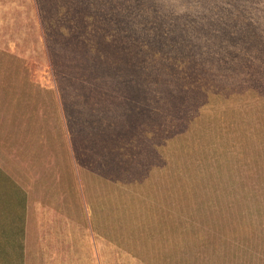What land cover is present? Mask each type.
Returning a JSON list of instances; mask_svg holds the SVG:
<instances>
[{
  "label": "rangeland",
  "instance_id": "374dc122",
  "mask_svg": "<svg viewBox=\"0 0 264 264\" xmlns=\"http://www.w3.org/2000/svg\"><path fill=\"white\" fill-rule=\"evenodd\" d=\"M0 50V264H264V0H0Z\"/></svg>",
  "mask_w": 264,
  "mask_h": 264
},
{
  "label": "crops",
  "instance_id": "0c3cea01",
  "mask_svg": "<svg viewBox=\"0 0 264 264\" xmlns=\"http://www.w3.org/2000/svg\"><path fill=\"white\" fill-rule=\"evenodd\" d=\"M0 51H1L0 53V114L5 112L0 118V124L4 125L5 121L9 118V114H7V111H8V106L12 103V100H10L9 102L5 101V96H6L5 90L6 89L3 88V85H4L3 81L4 82L8 81V78L5 79L4 77V67L3 66H4L5 54L3 53L2 50ZM7 87L9 86L7 85ZM14 93L15 95L17 94V86L15 88ZM15 103L19 107L20 101L17 98L15 100ZM0 163H1L0 164V184H2L4 181L5 186L6 185L14 186V181L22 175V172L24 171V168L26 169V166L24 167L22 164H19L20 162L19 163L16 162V164L14 165L15 167H12L10 156L6 155V152H4V150H2L1 148H0ZM8 164L10 167H8ZM12 197L13 195L12 193H9V189L7 187L6 192H5V200H7V203L3 207L4 210H6L12 204V201H11ZM0 200H2L1 197H0ZM14 202H15V206H18L19 204L20 205L23 204L21 201L16 200V199ZM26 209L28 208L26 207Z\"/></svg>",
  "mask_w": 264,
  "mask_h": 264
},
{
  "label": "trees",
  "instance_id": "16d2710c",
  "mask_svg": "<svg viewBox=\"0 0 264 264\" xmlns=\"http://www.w3.org/2000/svg\"><path fill=\"white\" fill-rule=\"evenodd\" d=\"M33 208V207H32Z\"/></svg>",
  "mask_w": 264,
  "mask_h": 264
}]
</instances>
